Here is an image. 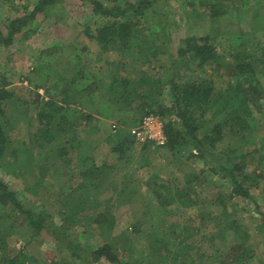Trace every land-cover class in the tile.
Here are the masks:
<instances>
[{"label": "rangeland", "instance_id": "obj_1", "mask_svg": "<svg viewBox=\"0 0 264 264\" xmlns=\"http://www.w3.org/2000/svg\"><path fill=\"white\" fill-rule=\"evenodd\" d=\"M31 2L0 0V22L22 13L24 5L30 9ZM153 8L166 19L173 46L187 36H213L218 57L205 64L199 75L210 79L218 90L236 81L237 60L229 54L234 45L260 52L264 0H159ZM211 8L218 12L215 19ZM57 11L58 16L51 14L39 21L29 37L16 35L11 45L0 47V80L4 75L3 87L15 98L0 116L7 139L0 178L49 216L47 227L34 236L21 216L0 213V264H83L55 243L51 234L55 230L70 232L73 242H86L91 249L109 242L122 264H228L230 260L232 264H264V224L253 204L238 196L228 199L231 188L226 179L208 170L190 144L173 154L164 145L137 139L134 131L145 114L133 103L108 99L114 91L109 83L117 73L132 81L141 70L150 81L167 74L168 52L152 53L150 49L151 44L164 49L150 29L151 16L141 20L146 45L132 42L124 50H113L100 49L89 38L98 21L88 17V5L67 0ZM84 44L86 49L81 52ZM48 46L53 50L49 54ZM72 62L85 69L83 79L92 83L87 89L92 98L81 99V114L74 110L79 107L66 83ZM180 68L176 72L189 81L190 74ZM261 68L258 77L264 88ZM155 82L149 86L164 103L169 98L167 86ZM36 94L38 104L50 100L66 106L63 110L70 109L66 114L53 109L50 119H41L49 128L48 137L40 126ZM95 109L99 113L91 112L90 120L82 118ZM240 113L249 122V133L235 134L222 125L211 136L218 153L234 150L232 158L244 157L245 183L264 210V96H252ZM133 114L138 115L134 124ZM214 116L206 114L201 136L215 124ZM125 133L131 134L133 143L117 158L111 148ZM47 138L51 139L47 142ZM143 143L149 146L141 148ZM97 168L103 179L98 175L95 180L90 173ZM84 171L89 173L84 175ZM106 209L115 216L111 229L94 222ZM21 232L33 235L28 243ZM239 246L247 249L242 261L234 258ZM18 252L35 256L37 261L29 262L17 256Z\"/></svg>", "mask_w": 264, "mask_h": 264}, {"label": "trees", "instance_id": "obj_2", "mask_svg": "<svg viewBox=\"0 0 264 264\" xmlns=\"http://www.w3.org/2000/svg\"><path fill=\"white\" fill-rule=\"evenodd\" d=\"M66 1L34 0L33 3L31 2L32 6L30 9L28 5H24L22 13L16 15L14 18H7L5 21L0 22V47H8L11 45L16 35H20L22 39L29 37L38 28L39 21L47 16H51V14L58 16L59 12L57 10H59L60 4L64 6ZM75 1L77 4L88 5L90 10L88 17L93 21H98L94 36H89L87 29L85 33L89 38H94L100 49L124 50L132 42L142 43V41L144 42L143 45H146V37L142 36L144 34V28L141 27V20L142 18H147L148 15L151 16L149 21L150 29L155 31L153 32L156 33V40L160 41L159 43L164 49H155L154 44H151L150 49L152 53L168 52L170 65L167 69V74L164 76L159 75L156 79L154 77L150 81L147 72L141 70L135 74L137 75V79L132 81L130 78H126L117 73L109 83V89H113L114 91L108 99L113 98L115 101L121 99L130 104L133 103L134 107L143 114L155 113L160 116L163 122V132L166 135L165 150L174 154L182 146L190 144L192 147L191 150L195 152L198 158L203 160L208 170L212 172L218 171L226 179L231 188L227 194L228 199L238 196L250 201L253 204L254 211L259 215L261 222L264 224V210L260 202L250 194L249 186L245 183L247 176L244 173V164L242 163L244 157L239 155L235 159L232 158V155L235 154L234 150H230L228 153H221L219 151V154L214 148L215 139L211 136V132H220L222 125H228L229 130L240 135L247 134L252 130L250 129L247 118L241 116L240 111L246 103L250 102L252 96L256 98L264 96V88L258 77V73L262 69L261 67H264V40L260 43L259 53L256 49L243 50L244 48H242L241 50V46L236 48L234 45L229 54L237 60L233 70V74L237 76L236 81L230 83L225 90H218L214 87L210 79L199 75L200 69L205 64L218 57L213 36L210 33L199 36H187L180 40L178 46H173L169 28L166 27V19H163V14L153 8V5L159 0ZM67 7L70 9L69 6ZM210 11L212 19L217 18L218 12L214 8H211ZM239 43L241 45V39ZM51 49L52 46H48V49L45 50L49 54L53 51ZM85 49L86 45L84 44L80 51L83 52ZM74 52L78 55L77 49ZM39 57H41L40 54ZM72 59L75 60L77 58L74 56ZM38 63L40 64L41 62ZM44 64L51 65L50 62L46 61ZM76 65L77 63L72 62L70 66V69L72 68L71 76L64 77H67L66 83L70 86L68 89L69 94L72 92L76 102L75 105L79 107L74 108V110H80L81 114V99L85 98L86 101L88 98H92L88 96L89 92L87 90L91 87L92 83L85 82L83 79L85 69ZM178 65H180L181 70L190 74L189 81H183L179 72H176ZM153 81H156L155 83L157 84L161 83V85H164L163 87L167 86L169 98L166 102L163 103L160 101L159 93L152 92L149 82L153 83ZM5 84V76L2 75L0 80V116L7 112V107L12 102V104L15 103L12 92L3 87ZM38 98L39 95L36 94L35 102L37 104ZM41 102L38 104L39 107L37 106V115L40 118V126L44 128V135L48 137L50 132L49 128L47 124L41 123V119H50L53 109L63 112V114H66L70 109L63 110L66 106L50 100ZM23 106L26 107L25 105ZM25 110L20 109L23 112ZM91 112L99 113L98 109L97 111L96 109L95 111H88L87 113H83L82 118L84 120H90L92 118ZM207 113L215 115L213 118L215 124L207 134L201 136L199 130L202 124L205 123L204 118ZM221 113H223L222 116ZM136 116L138 115H132L133 119L131 123L135 121ZM122 124L125 126L130 125L129 122L125 121ZM50 139L47 138L46 141L48 142ZM132 141L131 134L125 133L111 150L116 154L117 158H120L128 146L133 143ZM148 146V144L143 143L141 148H147ZM6 148L7 139L0 125V158L6 153ZM143 158H145L143 161L147 163L148 160L144 155ZM98 169L97 171L95 169L94 172H90L94 175L95 180L98 175L102 176V174L98 173ZM83 173L87 175L89 172L84 171ZM0 213H7V216L11 215V217L14 214L21 216L23 221L28 225L27 230L34 236L47 227L46 221L49 218L44 210L35 209L29 202L18 196L17 191L9 186L5 179L1 178ZM94 222L100 225L105 223L104 227L111 229L115 224V216L106 209L97 214ZM51 234L57 245L69 250L70 256L78 259L83 264H122L109 242H105L95 249H91L87 246L86 242H73L69 238L70 232H59L55 230ZM27 235L30 234L20 233L25 243H28L33 236ZM238 248L240 249L234 258L237 261H242L245 258L247 249L241 246ZM49 253L51 251L45 252L46 255H49ZM18 255L28 259L29 262L37 261L35 256H27L21 252H18ZM8 264H12V261ZM228 264H232V261L230 260Z\"/></svg>", "mask_w": 264, "mask_h": 264}, {"label": "built area", "instance_id": "obj_3", "mask_svg": "<svg viewBox=\"0 0 264 264\" xmlns=\"http://www.w3.org/2000/svg\"><path fill=\"white\" fill-rule=\"evenodd\" d=\"M140 125L134 131L135 137L143 141H152L158 145L166 143V135L163 132V122L155 113H147L141 119Z\"/></svg>", "mask_w": 264, "mask_h": 264}]
</instances>
